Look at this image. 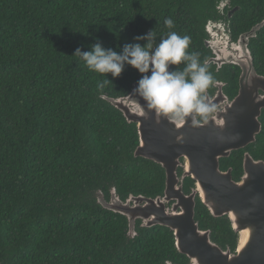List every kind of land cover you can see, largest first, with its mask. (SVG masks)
Here are the masks:
<instances>
[{"label": "trees", "instance_id": "1", "mask_svg": "<svg viewBox=\"0 0 264 264\" xmlns=\"http://www.w3.org/2000/svg\"><path fill=\"white\" fill-rule=\"evenodd\" d=\"M220 0H0V264H189L177 252L172 232L140 227L129 238L127 220L103 209L115 189L162 196L164 172L134 158L138 136L102 97H125L140 74L125 65L100 92V74L73 56L99 42L122 51L150 30L168 31L171 17L188 51L209 56L204 25ZM234 39L264 20V0H228ZM141 45L145 43L140 41ZM256 73L264 76V26L250 40ZM181 66H170V71ZM227 67L228 78H237ZM264 118V115H263ZM248 147L264 160V120ZM241 152L222 161L240 174ZM192 187L184 182V192ZM195 221L222 250L234 252L237 235L226 217L213 218L196 199Z\"/></svg>", "mask_w": 264, "mask_h": 264}, {"label": "water", "instance_id": "2", "mask_svg": "<svg viewBox=\"0 0 264 264\" xmlns=\"http://www.w3.org/2000/svg\"><path fill=\"white\" fill-rule=\"evenodd\" d=\"M238 10L232 9L227 17ZM263 26L264 20L241 34L230 51L213 50L215 58L209 62L231 63L241 70L239 93L221 116L220 126L213 121L195 126L189 122L173 123L149 112L139 97L130 94L116 99L102 97L121 113L127 124L135 125L138 145L134 158L152 161L165 172L162 196L154 199L130 195L122 201L115 189L110 191L108 200L99 194L97 203L103 209L127 220L129 238L136 236L139 221L142 228L169 229L177 252L189 264H264V162L245 154L243 176L235 183L230 170L220 172L218 161L253 143L260 132L264 76L254 69L249 43ZM136 87L134 84L129 93ZM180 157L185 159L182 179L191 177L195 182L189 195L183 193L182 180L179 182L176 175ZM196 195L211 217H227L237 234L234 252L222 250L211 240L210 231L199 229L195 221ZM169 202H174L170 208L166 207Z\"/></svg>", "mask_w": 264, "mask_h": 264}, {"label": "clouds", "instance_id": "3", "mask_svg": "<svg viewBox=\"0 0 264 264\" xmlns=\"http://www.w3.org/2000/svg\"><path fill=\"white\" fill-rule=\"evenodd\" d=\"M168 30L159 36L150 30L146 35L134 38L136 43L125 44L122 51L105 49L99 42L90 51L77 48L78 57L88 71L100 74L97 90L102 92L113 79L120 76L124 66H130L140 74L137 87L130 95L139 97L146 109L157 117L176 124L189 122L198 125L206 121L215 110L209 102L207 90L214 84V77L199 52L188 51L192 43L189 35L174 31L176 25L171 17L164 19ZM140 41H144L143 46ZM169 71L170 66H181Z\"/></svg>", "mask_w": 264, "mask_h": 264}, {"label": "flooded vegetation", "instance_id": "4", "mask_svg": "<svg viewBox=\"0 0 264 264\" xmlns=\"http://www.w3.org/2000/svg\"><path fill=\"white\" fill-rule=\"evenodd\" d=\"M234 8H236V6H232L230 1L228 0L218 1L215 5V10L214 13L212 14V18L211 17L207 18L206 23L204 25L205 37L203 39V44L209 54V56L206 58L205 61L207 62L209 71L212 73L215 81L214 84L210 86L209 89L207 90L206 95L209 99V102L215 106V110L209 115L206 121H202L200 123L202 125L213 121L214 123H216L215 125L220 126L223 120L221 116H223V114L225 113V110L229 105V103H231L239 93V77L241 74L240 68L237 65L231 63H223L219 65L215 62H209L210 60L215 58V53L213 51L214 49L216 51H219L220 49L230 51L232 48V44L236 43L239 36L243 34V33L239 34L236 37V39H234L233 34L231 32L230 23L234 14L231 16V18H228L227 16L230 13V11ZM206 44H208V46H206ZM229 66L235 68V69L232 68L233 74L234 75L237 74V78H235L234 80H231L230 77L228 78L226 68ZM258 94L262 95L263 92L259 90ZM263 115H264V109H262L260 116L258 118L261 127H260V132L255 136V141L253 143L248 144L246 147L242 149L232 151L229 157L220 158L218 160L220 172L226 173L227 171L230 170L231 179L235 183H238L243 176V159L245 154H248L254 161L264 162V160L254 159L253 156L248 151V147L256 143L257 136L262 131V124H263L262 122L264 120ZM234 152H241L240 174L238 175L233 174V168L231 166L223 169L221 165L222 161L229 159ZM177 162L179 163L176 168L177 178L179 182H181L182 180L183 193L185 195H189L195 189V182L192 180L191 177H186L182 179L183 165L185 163V159L183 157H180ZM159 167L161 168V166ZM164 179H165V172H164ZM187 180L192 182V187L189 188L188 193L184 192V182ZM196 199L200 201L198 195L195 196V205H196ZM173 204L174 202H169L168 204H166V207L170 208Z\"/></svg>", "mask_w": 264, "mask_h": 264}]
</instances>
